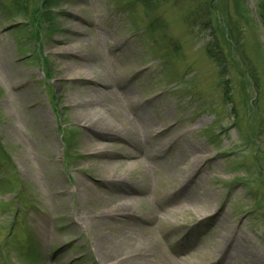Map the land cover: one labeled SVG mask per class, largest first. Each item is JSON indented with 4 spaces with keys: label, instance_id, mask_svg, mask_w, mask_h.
<instances>
[{
    "label": "rangeland",
    "instance_id": "rangeland-1",
    "mask_svg": "<svg viewBox=\"0 0 264 264\" xmlns=\"http://www.w3.org/2000/svg\"><path fill=\"white\" fill-rule=\"evenodd\" d=\"M10 1L0 0V264H264L260 0H238L242 14L235 0L217 14L211 0H53L52 38L39 5L17 13ZM230 22L240 53L225 44ZM241 56L257 90L243 89ZM92 123L119 136L100 145Z\"/></svg>",
    "mask_w": 264,
    "mask_h": 264
},
{
    "label": "trees",
    "instance_id": "trees-1",
    "mask_svg": "<svg viewBox=\"0 0 264 264\" xmlns=\"http://www.w3.org/2000/svg\"><path fill=\"white\" fill-rule=\"evenodd\" d=\"M206 1L204 2V4H206ZM10 3L17 13H25V14H28L31 8L35 7L36 5H39L38 23H42V25H44L43 27L44 33L42 34L48 38H52V36H54V34H56V32L58 31L56 28L59 23V17H58L59 14H57L55 11L54 12L52 11V5L54 4L53 0H39V2L38 0L37 2L36 0H11ZM220 3H221L220 0H211V5L207 7V10L210 12V14L216 13L217 9L223 10V7L219 5ZM238 4H239L238 0H235V5H237V9L239 10V13L242 14L243 13L242 6ZM257 4H258L257 5L258 19L260 25L264 26V0H260ZM147 9H150V6H147ZM211 22H213V20ZM219 22L221 23V20H219ZM22 25L23 24L15 26L14 30L20 29ZM238 25L239 24H237V22L234 24L232 22H230L229 24L227 23L228 26L227 34L229 35V37L228 36H227L228 38L226 37L225 44L230 48L234 46L238 50V53H240L243 46L242 45L243 40L241 38L242 32L240 31ZM207 51L210 59H212L215 63H217L220 69H222L221 76L223 79V83L226 84V87H228V85L231 86L229 73L224 75V68H226L227 66H226V58L222 56V52L214 50L213 48L210 47L207 48ZM242 58L245 63V66H243L242 70H240V74H242L243 76L242 78H244L243 89H245V91H248L249 89H253V88L257 90V87L260 88L262 86L260 79L257 77V71L256 69L254 70L253 68L251 69L250 67H248L246 59L244 57ZM255 72H256V76H255ZM224 100L231 101L232 100L231 93L228 94ZM248 101L249 99H247V106L248 108H251L252 104H249Z\"/></svg>",
    "mask_w": 264,
    "mask_h": 264
},
{
    "label": "bare ground",
    "instance_id": "bare-ground-1",
    "mask_svg": "<svg viewBox=\"0 0 264 264\" xmlns=\"http://www.w3.org/2000/svg\"><path fill=\"white\" fill-rule=\"evenodd\" d=\"M92 81L93 80L91 79V81L89 80V82H86L87 83V86H90L91 88H94L95 87L98 90L102 88V85H100L97 81L96 82L95 81L92 82ZM98 93L99 94H102V95H109L110 94V93H106L104 90H101ZM95 102H96L97 105H100L101 104V102L99 101V98L98 97H97V99H95ZM92 124L91 125H88L89 126V127H87L88 128V131H90V133L93 134V135L91 134L92 137H93V139H95L96 141L100 142V145L103 144V143H106V141L108 139H111L110 138L111 135H117V136H119V134H115V131L114 130H108V129L101 128L100 125L95 124V123H92ZM122 126H124V124H122ZM106 133L109 136L106 135ZM94 135H96V136H94ZM101 142H103V143H101ZM97 150H100V149H97ZM100 154L102 155L103 154V151ZM199 159H201V157L194 158L193 165L194 164H197V162L199 161ZM201 160H203V159H201ZM122 212H126V211L125 210H122Z\"/></svg>",
    "mask_w": 264,
    "mask_h": 264
}]
</instances>
